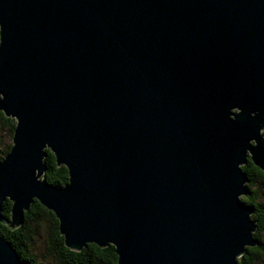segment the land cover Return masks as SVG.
<instances>
[{
	"label": "water",
	"instance_id": "1",
	"mask_svg": "<svg viewBox=\"0 0 264 264\" xmlns=\"http://www.w3.org/2000/svg\"><path fill=\"white\" fill-rule=\"evenodd\" d=\"M0 112L10 229L35 199L66 247L111 244L116 264L255 244L240 165L264 170V0H0ZM0 264L28 263L0 237Z\"/></svg>",
	"mask_w": 264,
	"mask_h": 264
},
{
	"label": "trees",
	"instance_id": "2",
	"mask_svg": "<svg viewBox=\"0 0 264 264\" xmlns=\"http://www.w3.org/2000/svg\"><path fill=\"white\" fill-rule=\"evenodd\" d=\"M0 119L3 123L9 124L12 133L14 126V123H11L12 119L5 117L1 112ZM6 152L3 151L0 154V159ZM44 152L42 160L45 169L41 177L51 185L62 186L67 181L66 168L62 164L55 163L53 154L47 148ZM240 168L247 176L245 183L247 193L239 199L251 210L250 218L255 224V230L252 232L255 244L244 247L243 252L236 258V263L253 264L258 257L264 256V239L258 233L264 229V203L256 200V189H250L249 186L255 180L264 182V171L259 170L250 162L240 165ZM9 207L10 201L5 199L1 203V213L5 217L9 215ZM40 231L43 237L44 252L47 255V260L44 262L36 261L29 252L30 242ZM0 237L10 244L20 260L28 264H116V255L111 244L98 247L93 243H86L77 251L66 247L62 235L58 232L54 214L35 199H32L28 208L23 211L21 223L17 227L10 229L0 223Z\"/></svg>",
	"mask_w": 264,
	"mask_h": 264
},
{
	"label": "rangeland",
	"instance_id": "3",
	"mask_svg": "<svg viewBox=\"0 0 264 264\" xmlns=\"http://www.w3.org/2000/svg\"><path fill=\"white\" fill-rule=\"evenodd\" d=\"M11 123H14V119L11 118ZM11 132L9 128V124L3 123L0 119V154L4 151L6 152L9 145H11ZM250 189H256V200L262 201L264 203V182L260 180H255ZM242 196V195H241ZM239 195V197H241ZM47 224V223H46ZM255 230V229H254ZM259 235L262 239H264V229H261ZM29 252L34 256L35 260L38 262H44L47 260V255L44 252V244L42 232L34 236V239L29 244ZM253 264H264V256L258 257Z\"/></svg>",
	"mask_w": 264,
	"mask_h": 264
},
{
	"label": "flooded vegetation",
	"instance_id": "4",
	"mask_svg": "<svg viewBox=\"0 0 264 264\" xmlns=\"http://www.w3.org/2000/svg\"><path fill=\"white\" fill-rule=\"evenodd\" d=\"M260 132H261V134L264 132V126L262 127V129L260 130ZM247 162H250L249 161V159H248V155H247V159H246V161H245V163L244 164H246ZM251 163V162H250ZM253 165V164H252ZM260 170V169H259ZM261 171H264V170H261ZM246 175V174H245ZM246 178H247V176H246ZM246 183V182H245Z\"/></svg>",
	"mask_w": 264,
	"mask_h": 264
}]
</instances>
